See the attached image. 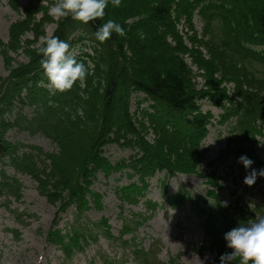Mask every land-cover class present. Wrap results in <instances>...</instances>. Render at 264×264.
I'll return each instance as SVG.
<instances>
[{
    "label": "trees",
    "instance_id": "16d2710c",
    "mask_svg": "<svg viewBox=\"0 0 264 264\" xmlns=\"http://www.w3.org/2000/svg\"><path fill=\"white\" fill-rule=\"evenodd\" d=\"M138 1H121L119 12L108 0L105 14H111L125 34L113 33L103 42L96 39L95 31L107 21L104 17L86 24L71 15L59 18L53 35L66 40L89 71L83 82L77 80L71 89L54 94L41 67L38 49L43 42L39 39L45 34L34 12L27 11L26 18L12 27L13 43L28 49V62L10 67L8 76L0 77V195L15 200L22 197V184L6 174L7 168L33 179L40 195L57 208L48 242L62 250L66 261L76 253H85L100 237L127 248L124 236L134 234L145 221L140 217L124 219L119 237H114L108 219L88 220L92 210H104L103 196L93 190L100 176L107 180L126 169L131 171L127 174L130 179L137 176L130 185L115 188L123 206L145 199L149 179L159 173L168 179L200 172L205 156L201 143L213 118L201 111L205 100L220 107V118L229 126L221 157L234 153L245 171L238 157L247 154L254 168H264L257 155V145L264 138V51L259 48L264 46V0ZM196 15L201 33L195 29ZM148 21L158 27L159 36L155 28L146 27ZM183 22L188 29L185 35L179 29ZM27 32L34 33L35 41L22 42ZM146 35L157 56L162 52L169 61L165 67L146 65ZM187 56L202 72L201 88L194 82ZM144 102L150 105L142 108ZM12 130L32 138L44 137L56 151L48 153L13 142L9 137ZM151 133L154 139L149 141ZM110 145L135 149V154L129 161L113 165L103 150ZM208 196L202 204L181 189L166 202L173 208L185 204L194 208L202 218L208 249L217 255L211 264H218L220 254L231 251L223 234L238 222L264 215V205L248 212L243 208L233 211L213 192ZM145 203L149 210L157 206ZM71 208L72 222L64 230L57 228ZM135 256L140 264H160L156 250L141 249ZM102 263L117 264L108 257ZM169 264L181 263L172 258ZM231 264H240L239 258Z\"/></svg>",
    "mask_w": 264,
    "mask_h": 264
},
{
    "label": "rangeland",
    "instance_id": "374dc122",
    "mask_svg": "<svg viewBox=\"0 0 264 264\" xmlns=\"http://www.w3.org/2000/svg\"><path fill=\"white\" fill-rule=\"evenodd\" d=\"M121 1L126 2L129 0ZM133 1L139 2L138 0ZM56 2L57 0H3L0 2V77L5 78L8 76L10 67L28 62V49L21 48L13 43L15 39L12 32L13 25L24 20L27 11L34 12V18L39 27L44 30L45 36L52 35L56 29L55 23L58 19H54L49 15L48 10ZM109 2L111 5L113 4L111 0ZM116 10L120 12V6H116ZM110 15V18L106 14L103 17L105 20H109L112 19ZM114 15H118V13L114 11ZM142 15L147 17L146 13ZM197 26H199L198 22ZM146 27L155 28L159 36L158 27H155L154 23L148 21ZM146 39L147 49L144 54L146 65L155 69L165 67L169 62L166 56L162 52L157 56V49L153 46L152 39L148 35H146ZM21 40L25 43L35 41V35L33 32H27L21 37ZM40 41H42L41 38ZM188 46L191 47L192 44L188 43ZM186 60L189 66L192 59L187 56ZM190 68L194 73V82L198 88H201L203 86L202 72L198 70L197 66ZM137 71L136 68V74ZM201 106L204 112H211L215 117H218L219 109L215 105L213 106L209 100L203 101ZM133 109H135V106ZM228 134L227 126L217 124L215 127H211L209 135L202 143L204 150L208 151L200 163L204 170V176H176L168 182L169 189L176 191L178 186L183 184L195 195H203L212 190L221 196L223 201H227L228 206L234 208L235 202L239 199L240 206L246 208H251L253 202L259 204L258 191L260 188H264V182L255 181L254 184L247 185L240 178L239 169L234 168L233 157L227 160L218 159L219 152L224 147V140ZM9 136L13 141H24L42 148L45 152L55 151V147L50 142L39 136L35 138L26 135L19 136L14 131L10 132ZM147 138L149 140L154 139L152 133ZM105 153L112 162L127 159L131 154L134 155L131 149H120L114 147V145L107 146ZM259 155L264 158V139L259 145ZM127 181L128 179L124 178L122 183H127ZM152 183L154 185L150 192V198L161 201L157 180L154 179ZM22 184L23 200L19 204L12 205V209L27 210V213L36 216L37 219L26 217V224L18 223L14 214L8 212L0 204V264H60L61 254L50 247L47 242L49 231L53 229L57 208L39 196L36 185L32 180L24 177L22 178ZM113 186V180L106 182L103 178L99 179V182L94 186V190L103 195L105 209L102 212L92 210L87 214V217L88 220L93 222L108 218L113 231H118L121 229V216L143 214L145 210L142 207L130 208L128 206L120 209L113 192ZM71 219V213L64 216L60 228L65 227ZM8 229L19 230L21 239L17 240L13 237L7 231ZM138 238L146 249L150 248L154 240L161 242L163 247L159 255V261L163 264H167L171 257L177 256L181 258L183 264H209L214 258L211 253L202 249L197 251V248L202 246L204 237L199 229V221L191 213L189 207L182 208L179 211H172L169 208L160 211L147 226L139 230ZM110 249L108 243L102 239L97 246L89 249L86 255L77 256L72 264H100L98 261L95 262L100 252L111 257L123 255L120 251H111ZM127 264H135V262L131 260Z\"/></svg>",
    "mask_w": 264,
    "mask_h": 264
},
{
    "label": "clouds",
    "instance_id": "9594fccd",
    "mask_svg": "<svg viewBox=\"0 0 264 264\" xmlns=\"http://www.w3.org/2000/svg\"><path fill=\"white\" fill-rule=\"evenodd\" d=\"M119 6L121 0H111ZM108 0H57L48 10L54 19L72 16L74 20L88 23L105 15ZM113 33L124 35L123 26L109 19L95 31L98 41L107 40ZM43 46L38 49L42 54L41 67L48 80L51 93L63 92L73 87L79 80L83 82L88 74V66L76 58V53L70 51V44L55 35L41 37ZM245 170L244 183L252 185L258 177H264V168H253L254 161L242 154L238 157ZM227 206V201L222 202ZM226 247L231 251L220 254L218 264H231L239 258L240 264H264V215L246 222H238L235 227L224 234Z\"/></svg>",
    "mask_w": 264,
    "mask_h": 264
},
{
    "label": "bare ground",
    "instance_id": "6f19581e",
    "mask_svg": "<svg viewBox=\"0 0 264 264\" xmlns=\"http://www.w3.org/2000/svg\"><path fill=\"white\" fill-rule=\"evenodd\" d=\"M147 103H149V102H147ZM149 105H150V103H149ZM148 105V106H149ZM134 113L137 115V113H138V111H136V109H134ZM132 151H135V149L133 150V149H131ZM149 180H152V179H149Z\"/></svg>",
    "mask_w": 264,
    "mask_h": 264
}]
</instances>
